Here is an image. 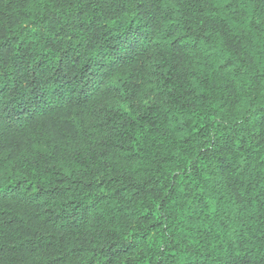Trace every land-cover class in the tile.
Segmentation results:
<instances>
[{
	"label": "trees",
	"instance_id": "obj_1",
	"mask_svg": "<svg viewBox=\"0 0 264 264\" xmlns=\"http://www.w3.org/2000/svg\"><path fill=\"white\" fill-rule=\"evenodd\" d=\"M17 230L264 264V0H0V264Z\"/></svg>",
	"mask_w": 264,
	"mask_h": 264
},
{
	"label": "clouds",
	"instance_id": "obj_2",
	"mask_svg": "<svg viewBox=\"0 0 264 264\" xmlns=\"http://www.w3.org/2000/svg\"><path fill=\"white\" fill-rule=\"evenodd\" d=\"M123 54V48L121 47L120 50L108 54L106 58L110 59L113 55L120 56ZM32 231L35 232V229ZM38 238L39 237H36L35 239ZM35 239L22 230H17L15 232L14 243L18 247L11 248L9 251L12 252L13 256H15L18 251L23 253V256L17 257L20 264H49V262L50 264H60L57 257H62L67 249L62 248L55 240L52 244H45L41 241V243L37 245ZM2 259L7 260L9 257L5 256L2 257Z\"/></svg>",
	"mask_w": 264,
	"mask_h": 264
}]
</instances>
